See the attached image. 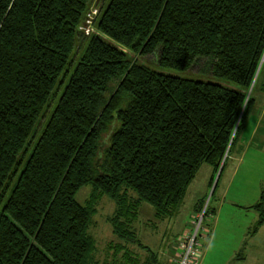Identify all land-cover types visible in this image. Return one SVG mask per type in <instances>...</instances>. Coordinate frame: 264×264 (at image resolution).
Returning <instances> with one entry per match:
<instances>
[{"label":"trees","instance_id":"1","mask_svg":"<svg viewBox=\"0 0 264 264\" xmlns=\"http://www.w3.org/2000/svg\"><path fill=\"white\" fill-rule=\"evenodd\" d=\"M263 57L264 0H0V264H92L105 197L108 264H167L135 230L142 206L164 222L203 164L221 179ZM201 61L240 89L192 77ZM252 208L257 230L264 193Z\"/></svg>","mask_w":264,"mask_h":264},{"label":"rangeland","instance_id":"2","mask_svg":"<svg viewBox=\"0 0 264 264\" xmlns=\"http://www.w3.org/2000/svg\"><path fill=\"white\" fill-rule=\"evenodd\" d=\"M94 9H97L96 6L92 7L91 11ZM98 13L97 9V14L94 15L95 19L93 16L92 27L94 28ZM84 24H81L80 28ZM93 33L94 31L90 35H85L91 36ZM123 50L131 56L133 55L128 50ZM158 55L157 52L140 61L155 67ZM262 63L254 91H249L252 102L248 114L239 131L238 140L225 164L221 179L222 171L220 173L218 178L220 182L215 196L211 199L212 192L215 191L218 184V181L215 184L218 173L211 187L209 182L213 175V169L211 166L203 164L189 186L178 213L172 219L164 222L156 220L154 209L146 203L143 204L141 216L134 227L139 238L159 252L161 262L169 263L170 260H173L172 255H174L175 249L171 243L173 244L179 236L190 230L194 217L199 213L202 215L205 211L206 215L201 222L198 236L200 251L201 253L205 252L203 254L204 264H264V228L259 227L255 230L256 220L254 218L257 212L251 208L258 203L264 193V61ZM203 68L204 61H201L190 70V75L233 89H240L237 84L227 83L212 77L211 73H204ZM153 69L163 74L188 77V72L160 67ZM233 175H235L234 178H232ZM231 179H234V183L226 193V182L228 184ZM239 181H241L240 184H238ZM239 187L243 190L245 188V195H240L242 191L238 190ZM91 189V186L83 187L76 196L77 200L85 203ZM202 203L203 206L198 207ZM114 210V202L106 197L98 206V212L90 229V234L96 245L92 264H94V260L99 264H108L112 261V251L109 246L117 243L118 240L113 235L108 218ZM248 228H251L250 232ZM207 248H209L208 252ZM134 251L143 258L147 256L139 248L134 247Z\"/></svg>","mask_w":264,"mask_h":264},{"label":"built area","instance_id":"3","mask_svg":"<svg viewBox=\"0 0 264 264\" xmlns=\"http://www.w3.org/2000/svg\"><path fill=\"white\" fill-rule=\"evenodd\" d=\"M97 14V9H94L88 14V17L85 22V26L83 25L80 30L85 32L84 34L90 35L91 32L94 31L93 20L95 19ZM94 16V19H93ZM201 213L197 214L194 217L192 222V228L184 232L183 235L179 236L177 240L172 244L175 251L174 255H172L173 260L169 264H201L202 263V253L198 244V236L199 229L201 226V222L203 221L206 212L202 215Z\"/></svg>","mask_w":264,"mask_h":264},{"label":"crops","instance_id":"4","mask_svg":"<svg viewBox=\"0 0 264 264\" xmlns=\"http://www.w3.org/2000/svg\"><path fill=\"white\" fill-rule=\"evenodd\" d=\"M212 177H213V175L211 176V180H210V182H209L210 185H211ZM234 177H235V175L232 176V178H234ZM240 182H241V181H239L238 184H240ZM233 183H234V179H231V180L228 182V184H227V182H226V188H225V192H226V193L231 189V185H232ZM238 190L242 191V192L240 193V195H242V196L245 195V192H244V191H246L245 188H244V190H243V188L239 187ZM225 192H224V194H226ZM239 200H241L240 197H239ZM252 206H253V205H252ZM251 208H252V207H251ZM252 209H253V208H252ZM255 211L257 212V214H256V216H255V218H254V220H256V222H255V224H256V223L258 222V220H259L260 215L258 214L259 212H258L257 210H255ZM260 228H261V229L264 228V224H263ZM250 229H251V228H250ZM250 229L248 228L249 232H250ZM249 232H248V233H249ZM208 249H209V248H207L206 251H207ZM207 252H208V251H207ZM204 253H205V252L202 253V263H201V264H204V256H203ZM170 262H171V260L169 261V263H170ZM169 263H167V264H169Z\"/></svg>","mask_w":264,"mask_h":264},{"label":"water","instance_id":"5","mask_svg":"<svg viewBox=\"0 0 264 264\" xmlns=\"http://www.w3.org/2000/svg\"><path fill=\"white\" fill-rule=\"evenodd\" d=\"M264 61V59L262 60V62ZM262 62H261V65H262ZM260 65V66H261ZM260 68V67H259ZM258 74V73H257ZM253 87V86H252ZM252 87H251V89L250 90H252ZM251 92V91H250ZM250 94V93H249ZM249 97V96H248ZM222 169H223V164H222V166L220 167V169H219V172H218V175H217V177H216V181H215V184L217 183V181H218V178H219V176H220V173H221V171H222ZM215 184H214V187H215ZM213 190H214V188H213ZM213 193V192H212Z\"/></svg>","mask_w":264,"mask_h":264}]
</instances>
